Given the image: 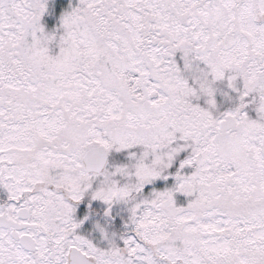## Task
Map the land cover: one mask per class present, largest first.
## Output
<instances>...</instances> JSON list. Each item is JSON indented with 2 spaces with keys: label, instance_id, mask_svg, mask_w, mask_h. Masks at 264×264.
<instances>
[{
  "label": "snow or ice",
  "instance_id": "snow-or-ice-1",
  "mask_svg": "<svg viewBox=\"0 0 264 264\" xmlns=\"http://www.w3.org/2000/svg\"><path fill=\"white\" fill-rule=\"evenodd\" d=\"M0 264H264V0H0Z\"/></svg>",
  "mask_w": 264,
  "mask_h": 264
}]
</instances>
